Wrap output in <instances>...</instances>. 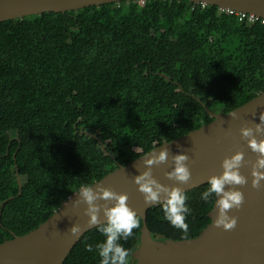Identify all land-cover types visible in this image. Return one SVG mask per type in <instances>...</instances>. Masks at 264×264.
Segmentation results:
<instances>
[{
  "label": "trees",
  "instance_id": "obj_1",
  "mask_svg": "<svg viewBox=\"0 0 264 264\" xmlns=\"http://www.w3.org/2000/svg\"><path fill=\"white\" fill-rule=\"evenodd\" d=\"M263 91V20L216 6L119 2L0 23V205L13 198L0 243L36 229L83 184L210 123L203 105L227 114ZM206 187L185 192L189 238L210 223ZM146 224L154 241L184 240L160 205ZM141 227L121 241L133 253ZM103 239L88 231L63 264H99L86 247Z\"/></svg>",
  "mask_w": 264,
  "mask_h": 264
},
{
  "label": "water",
  "instance_id": "obj_2",
  "mask_svg": "<svg viewBox=\"0 0 264 264\" xmlns=\"http://www.w3.org/2000/svg\"><path fill=\"white\" fill-rule=\"evenodd\" d=\"M135 1L150 0H0V23L43 13H65L91 6ZM176 1L216 6L222 11L251 15L264 21V0ZM165 79L168 80L167 77ZM203 107L213 120L167 142L169 144L164 147L169 149V159L164 164L153 166L152 175L162 185L169 188L178 187L188 192L205 185L209 177L219 176L223 159L236 152L243 153L239 171L247 182L234 188L243 194V203L239 209H232L228 213L229 216L236 218V226L230 231L212 226L216 216L215 207L214 209L212 207L209 213L210 223L197 237L180 241H154L146 224V213L157 205L145 204L142 194L132 182V178L144 170L141 159L148 152L125 166L118 164L116 170L92 184L96 185L94 188L104 187L118 194L127 195L128 206L141 218L140 244L133 253L136 264H264V181L258 188L251 186L250 172L258 154L247 147L246 139L240 135L241 128H254L255 124L260 123L259 115L264 112V91L227 114H213L206 106ZM232 112H235V119L229 117ZM85 134L96 139L101 149L105 151L97 135ZM256 138L259 141L264 139V136L257 135ZM163 144L151 151L162 147ZM179 153L188 157L186 163L191 177L186 184H178L164 175L165 172L171 171V156ZM13 158L15 160V154ZM14 167L19 196L22 185L17 166ZM74 194L36 229L23 236L12 234L11 240L0 243V264H63L79 239L95 228L87 224L88 217L84 215L86 205L81 203L73 206V201L78 199ZM12 199L10 197L1 203L0 219L2 208ZM98 219L100 223L105 222L102 214ZM73 225L81 229L78 236L69 233Z\"/></svg>",
  "mask_w": 264,
  "mask_h": 264
},
{
  "label": "clouds",
  "instance_id": "obj_3",
  "mask_svg": "<svg viewBox=\"0 0 264 264\" xmlns=\"http://www.w3.org/2000/svg\"><path fill=\"white\" fill-rule=\"evenodd\" d=\"M235 112L229 117L235 119ZM260 123L254 128H241L240 135L246 139L247 147L258 154L250 172L251 186L258 188L264 181V139L257 140L256 136H264V112L259 115ZM162 147L149 152L141 160L144 170L132 178L137 186V191L142 194L147 205H160L163 219L174 229L182 233V239H189V224L187 217L191 215L188 206V196L178 187L162 185L153 178V166L164 164L169 159V149ZM171 171L165 172L167 179L178 184H186L191 177L187 166L186 154L171 156ZM243 153L236 152L221 162V174L211 176L206 181V189L201 193L200 199L204 202H213L216 216L212 226L224 231L232 230L237 223L235 217L229 216L232 209H239L243 203V194L234 190L235 186H242L247 181L240 174ZM96 185L83 184L74 194L78 199L73 201V206L83 203L86 205L84 215L88 217V226H95L96 231L104 237L102 242L93 246L87 245L86 251L95 252L99 257V264H130L132 250L126 248L121 241L127 242L134 237V230L140 229L141 218L127 204L128 197L118 194L108 188L95 187ZM103 201V204L98 203ZM105 218L104 223L99 222V215ZM55 216V215H54ZM53 216V217H54ZM81 229L73 225L69 233L78 236Z\"/></svg>",
  "mask_w": 264,
  "mask_h": 264
},
{
  "label": "built area",
  "instance_id": "obj_4",
  "mask_svg": "<svg viewBox=\"0 0 264 264\" xmlns=\"http://www.w3.org/2000/svg\"><path fill=\"white\" fill-rule=\"evenodd\" d=\"M228 13H233V12H228ZM235 14L239 17V20H242L244 17H246L248 22H250V23H253L255 20H257L255 17H253L251 15L238 14V13H235Z\"/></svg>",
  "mask_w": 264,
  "mask_h": 264
}]
</instances>
